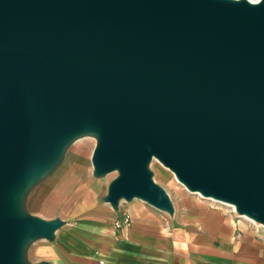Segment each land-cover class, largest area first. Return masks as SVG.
Returning a JSON list of instances; mask_svg holds the SVG:
<instances>
[{"label":"water","instance_id":"obj_1","mask_svg":"<svg viewBox=\"0 0 264 264\" xmlns=\"http://www.w3.org/2000/svg\"><path fill=\"white\" fill-rule=\"evenodd\" d=\"M83 136L116 210L174 213L157 159L264 225V0H0V264H49L28 198Z\"/></svg>","mask_w":264,"mask_h":264},{"label":"crops","instance_id":"obj_2","mask_svg":"<svg viewBox=\"0 0 264 264\" xmlns=\"http://www.w3.org/2000/svg\"><path fill=\"white\" fill-rule=\"evenodd\" d=\"M95 140L83 138L30 193L28 209L66 224L54 240L29 247L33 262L49 264H264V226L226 203L185 191L170 214L135 198L114 209L109 184L94 175ZM164 171V170H163ZM169 180L159 183L169 192ZM168 184V185H167ZM211 199V200H210ZM215 201V202H214ZM129 214V226L117 227Z\"/></svg>","mask_w":264,"mask_h":264},{"label":"rangeland","instance_id":"obj_3","mask_svg":"<svg viewBox=\"0 0 264 264\" xmlns=\"http://www.w3.org/2000/svg\"><path fill=\"white\" fill-rule=\"evenodd\" d=\"M83 138H87V139H92V140H95V142L97 143V140H96V138L95 137H93V136H83V137H80V138H78V139H76L72 144H71V146L69 147V149H71V147L75 144V142L76 141H78V140H80V139H83ZM69 151V150H68ZM92 154H93V152H92ZM92 154H89V157H90V159L92 158ZM92 161V160H91ZM160 163L161 162H159L157 159H153V161L151 162V164H150V168H151V170L153 171V173H154V178H156L155 180L159 183L160 181H162L163 180V178L164 179H167V180H169V178H167L165 175H164V172H166V173H168L170 176H171V178H172V181H171V183L169 184V186H168V189H169V194H170V196H171V198L172 199H177L178 197H181V195H183L184 194V192L185 191H183L180 187H179V183L175 180V178H174V175L171 173V172H169V170H167L166 169V167L165 166H161L160 165ZM162 164V163H161ZM163 165V164H162ZM164 170V171H163ZM113 173V172H112ZM117 175V172H116V174L114 175V174H107V175H104V176H102V177H97V178H99V179H102V181L105 183V184H109L111 181H112V179L115 177ZM168 185V184H167ZM164 187V186H163ZM165 188V187H164ZM166 189V188H165ZM167 190V189H166ZM129 204V201H126V200H123V205H128ZM256 223V222H255ZM257 224V223H256ZM258 226H264V225H261V224H258ZM38 241V240H37ZM36 242V241H35ZM34 243V242H33ZM32 243V244H33ZM31 246V245H30ZM29 246V247H30ZM28 250H29V248H28ZM29 257H31V255L29 256L28 255V251H27V258H28V260L30 261V262H33V261H31L30 260V258Z\"/></svg>","mask_w":264,"mask_h":264},{"label":"built area","instance_id":"obj_4","mask_svg":"<svg viewBox=\"0 0 264 264\" xmlns=\"http://www.w3.org/2000/svg\"><path fill=\"white\" fill-rule=\"evenodd\" d=\"M122 202H123V201H121V203H122ZM121 203H120V204H121ZM254 222H255V221H254ZM130 223H131L130 215H129V214H126L124 220H123V221H117V222H116V225H117V227H121L122 225L129 226ZM256 223H257V222H256Z\"/></svg>","mask_w":264,"mask_h":264},{"label":"bare ground","instance_id":"obj_5","mask_svg":"<svg viewBox=\"0 0 264 264\" xmlns=\"http://www.w3.org/2000/svg\"><path fill=\"white\" fill-rule=\"evenodd\" d=\"M252 2H258L259 0H251ZM160 165L161 166H163L161 163H160ZM167 170H169L168 168H166ZM169 172H171L173 175H174V173L172 172V171H170L169 170ZM110 174H116V172H113V173H110ZM174 178H175V180L178 182V180L176 179V177H175V175H174ZM156 179V178H155ZM179 183V182H178ZM181 184V183H180ZM199 195V194H198ZM211 200V199H210ZM215 202V201H214ZM227 204V203H226ZM229 206H231L234 210H235V207L233 206V205H230V204H228ZM257 224H259V223H257Z\"/></svg>","mask_w":264,"mask_h":264}]
</instances>
